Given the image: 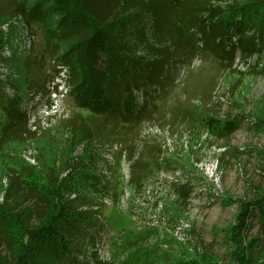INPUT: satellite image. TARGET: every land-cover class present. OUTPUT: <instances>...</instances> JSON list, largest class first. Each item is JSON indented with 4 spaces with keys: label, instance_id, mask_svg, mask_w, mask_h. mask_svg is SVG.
<instances>
[{
    "label": "rangeland",
    "instance_id": "1",
    "mask_svg": "<svg viewBox=\"0 0 264 264\" xmlns=\"http://www.w3.org/2000/svg\"><path fill=\"white\" fill-rule=\"evenodd\" d=\"M262 4L181 0L177 28L162 26L157 37L161 27L151 24L135 50L160 65L161 78L149 95L135 93L141 113L126 122L79 109L60 59L65 43H49L37 23L1 21L0 73L26 88V124L0 136V204L30 225L53 193L88 212L102 232L78 239L80 264H120L127 255L129 264L227 263L242 247L264 264L259 219L239 223L240 211L264 197V17L254 9ZM13 10L0 0V13ZM3 232L0 258L11 261Z\"/></svg>",
    "mask_w": 264,
    "mask_h": 264
},
{
    "label": "trees",
    "instance_id": "2",
    "mask_svg": "<svg viewBox=\"0 0 264 264\" xmlns=\"http://www.w3.org/2000/svg\"><path fill=\"white\" fill-rule=\"evenodd\" d=\"M8 4L14 10L0 13V22L17 18L25 27L34 22L46 28L44 37L49 43L56 39L65 43L60 59L69 65L70 93L79 109L115 114L126 122L141 113L135 93L141 90L149 95L148 87L161 78L160 65L135 50L136 39L152 33L153 23L161 27L156 30L157 37L164 36L166 25L177 28L181 0H8ZM259 8L264 17V5L254 9ZM5 43L0 32L1 59ZM16 55L15 52L12 57ZM4 76L0 73V136L17 122L26 124L25 112L21 110L26 88L16 89L10 77ZM7 87L13 90L12 95L6 92ZM183 193L185 190H180ZM57 194L47 199L46 209L34 225L29 224L24 213H14L0 204V230L12 241V260L0 258V264H80L78 239L92 230L101 233L102 228L97 227L99 224L88 212L61 195L57 199ZM250 205L251 210L240 211L245 216L239 223L256 217L264 229V197L254 199ZM142 235L136 231L134 242L142 241ZM118 241L127 243L124 236ZM235 254L234 260L227 263L188 257L171 264H252V254L243 247ZM131 257L127 255L120 264H129ZM146 264H151V259Z\"/></svg>",
    "mask_w": 264,
    "mask_h": 264
}]
</instances>
